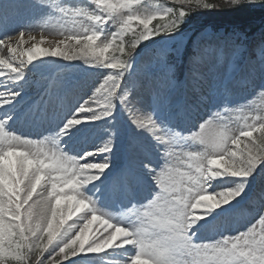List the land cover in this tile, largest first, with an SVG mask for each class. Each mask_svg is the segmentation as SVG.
I'll use <instances>...</instances> for the list:
<instances>
[{
  "label": "snow or ice",
  "instance_id": "obj_1",
  "mask_svg": "<svg viewBox=\"0 0 264 264\" xmlns=\"http://www.w3.org/2000/svg\"><path fill=\"white\" fill-rule=\"evenodd\" d=\"M176 3L178 14L174 8L163 10L171 17L168 24L150 27L154 16L141 19L129 15L121 29L111 34V39L103 28L116 7L109 0H91V9L56 5L65 16L72 14L93 22L95 27L90 35L73 34L69 39L79 43L83 38L85 48L97 53L95 64L88 60L84 63L106 71L91 94L70 115L62 117L63 123L40 139L23 137L10 128L15 116L13 109L26 83L27 67L23 61L17 65L8 59L14 51L11 42L15 37L0 38V52L7 50V56L0 55V109L3 110L0 112V264H73L74 258L81 254L101 253L114 247L135 250L130 264H264V199L252 209L250 222L237 234L205 243L196 242V233L191 231L203 215L210 214L197 213V209H216L243 197L252 180L264 172V118L257 117L253 124L241 128L239 135L229 134L218 108L194 123L190 121L187 131H178L158 120L155 107H138L134 94L125 90L142 42L172 36L194 11L264 5V0H176ZM133 20L143 30L126 46L118 38ZM25 34L21 31L19 36ZM96 41L99 43L93 48ZM17 43L24 41L19 39ZM113 45L122 56L126 53L127 58L109 56ZM261 52L264 55V44ZM47 54L59 55L57 51ZM33 59L29 53V62ZM64 59L72 57L66 52ZM167 71L174 69L169 67ZM43 96L48 100L44 101ZM43 96L38 103L45 106L50 102L57 106L59 102L62 109L65 104L62 98H53L49 90ZM117 108L128 116L137 131L151 136L159 146L162 160L159 168L144 165L156 187L151 197L142 204L133 203L119 218L97 207L99 187L94 188L92 195L85 191L110 167L114 147L111 134L78 156L64 151L61 143L82 123L106 119L110 123ZM257 132L259 136L250 141V146L245 145L247 152L241 151L237 159L229 141L238 145L241 137L251 138ZM192 144H198L200 150H191ZM97 156L103 159L97 160ZM225 177L231 178L229 187L213 188V181ZM41 181H45L43 192L47 198L42 197L39 210L34 211L35 204L30 200ZM65 208L67 213L63 211ZM76 213H81L79 219L84 223L69 238L60 229Z\"/></svg>",
  "mask_w": 264,
  "mask_h": 264
},
{
  "label": "rangeland",
  "instance_id": "obj_2",
  "mask_svg": "<svg viewBox=\"0 0 264 264\" xmlns=\"http://www.w3.org/2000/svg\"><path fill=\"white\" fill-rule=\"evenodd\" d=\"M137 1H141L142 5L133 8L132 6ZM109 2L116 5L111 10V17L108 18L107 24L103 26L110 39L113 32L121 29L123 22L129 15L141 19L154 16L159 22L154 26L150 25V27H156L170 22L165 17L168 14L163 11L164 9L171 8V5L179 7L176 0H109ZM90 4L91 0H3L2 2L0 0V5L4 9L8 8L13 11L11 13L12 18L23 19L26 16L28 19H34L35 15L40 14L41 22L44 20L52 21L57 29L61 31L59 34L48 36L50 40L60 41L59 44L55 43L54 45L55 51L59 55L53 58L56 66H58L56 68L60 69L48 79V82L53 84L54 91L51 96L57 99L62 98L65 104L62 109L56 110L57 107H61L59 102H57V106L51 102L49 106L38 103L23 119H26L25 127L28 128L29 132L34 133L41 128L43 133L45 129L42 128V123L45 124L48 130L58 128L63 123L62 117L67 116L83 99L91 94V90L106 71L99 67H88L84 63L85 60H88L95 64L97 53L85 48L86 41L83 38L80 39L78 49L71 46V44L77 43L76 40L69 39L73 34L87 33L90 35L95 27L93 22L72 14L65 16L55 7L59 5L61 8L67 7L69 9L77 7L91 9L92 5ZM246 6L264 12V5ZM142 30L143 26L137 20H133L129 22V26L124 33L128 34L129 39L132 41L139 36ZM17 32H19L18 29L14 30L13 36ZM41 33V31L33 32L32 35L37 38ZM188 37V35L184 36L182 34L168 37L159 36L154 41L142 42L143 44L135 56L133 74L129 78L128 86L125 89L134 94V98L138 102L137 106L142 108L155 107L157 109L156 117L163 125H166L163 119V106L166 104V100H163V98L168 97L171 93H179L178 97L184 94L188 103L182 113L187 115L188 124L190 121L194 123L208 112H215L219 108L229 129V134L235 133L237 135H239L241 128L253 124L257 117L264 118V87H262L264 86V59L261 58L256 61L247 59L239 64L236 57L245 50V44L241 42L239 34L231 32L228 35H223L220 32L215 33L206 30L196 41V48L199 49V59L193 62V71H190L187 79L179 86L171 81L165 63V56L172 54L174 57H179L189 41ZM98 43L99 41L94 42L93 48ZM40 47L46 48L44 45ZM65 47H67L66 50ZM66 52L72 59H64ZM108 55L122 59L115 45L109 50ZM45 83L46 80H43L42 85ZM71 85L76 89H80V97L71 88ZM186 94L189 96H186ZM189 97L196 99L198 103L192 102ZM45 108L51 112L45 116L39 115V112ZM225 109H227L226 112ZM170 118L168 125L175 123L176 126L173 127L176 130H188L187 126L183 125L184 121L175 122L173 117ZM123 130H125V133ZM110 134L115 145L121 148V152L126 150L124 154H120L121 160L126 158L130 167H132L131 161L138 167L135 171L137 178L128 180V177L131 176H129L126 167L122 174L118 176L114 174L112 189H110L109 184L112 178H110L109 183L104 184L103 189L100 188V183L109 178L118 167L116 163L110 161V167L95 182V185H88L85 191L88 195H92L94 188L99 187L100 192L96 193L98 197L97 207L102 211L111 213L113 217L119 218L120 214L130 208L133 203L139 205L151 197L156 187L144 165L149 164L153 168H159L162 160L156 142L146 132L137 131L128 116L119 108L114 112L111 122L105 123L95 137L94 135L90 137H94L95 141L100 144L108 139ZM34 135L27 133L26 137ZM258 136L259 133L257 132L253 134V137L245 138L237 145V148H243L245 149L243 151L247 152L245 145L250 146V141ZM75 140L79 141L80 139L76 138ZM231 145V141H229V147ZM191 150L199 151L200 146L192 144ZM252 151L255 153V149H252ZM10 159L15 160L14 157ZM237 159H240L239 155H237ZM140 180L141 190L138 191L136 186ZM44 185L45 181H41L37 185L36 192L33 193L30 200L31 204H35L34 211L39 210L42 204L41 198H47V193L43 192ZM214 185L215 189L230 186L229 183H222V186L221 184L217 186L216 182ZM245 196H250V203L239 208L234 214L228 212L224 219H219L216 223L207 226V231L197 242H212L220 239L223 235L237 234L238 230H243L245 224L250 222L249 213L254 207L259 206L262 199H264V172L258 173L257 178L252 180L243 197ZM100 197L103 199H100ZM230 203L222 206L229 207ZM63 211L67 213L68 209L65 208ZM79 217H76V214L72 216L70 222L68 221V225L66 227L63 225L60 232L69 238L74 235L84 223ZM73 224L76 225L75 228L71 227ZM112 249L118 250L119 247L109 248L101 253H88L89 256L82 254L79 261L73 262V264H127V262L130 264V258L135 254V250L130 247H124L123 252L119 251L117 253ZM125 252H128V254H125Z\"/></svg>",
  "mask_w": 264,
  "mask_h": 264
},
{
  "label": "bare ground",
  "instance_id": "obj_3",
  "mask_svg": "<svg viewBox=\"0 0 264 264\" xmlns=\"http://www.w3.org/2000/svg\"><path fill=\"white\" fill-rule=\"evenodd\" d=\"M11 11L8 8H0V38L9 36L14 30H17L19 32L24 31L26 34L21 38H15L13 39L12 47L14 49L13 53L11 54L9 58H11L14 62V64H19L21 61L24 62V65H30L32 67H39L43 61V57L45 58L46 56L48 57L47 53H50V50L45 49V48H37V44H43L45 46H51L52 49L51 51H55L54 45L59 44V40H50L48 36H53L54 34H59L61 31L57 29L56 25L52 21H47L44 20L41 22V15H35L34 19H28L26 16L23 19H16L12 18ZM45 22V23H44ZM8 24V25H5ZM41 31L42 33L39 35V37L36 39L32 33L33 32H39ZM17 32V34H19ZM31 36V38H29ZM19 39H23L24 43L23 44H18L17 41ZM5 43H8V41H5ZM78 44L79 43H73L71 44L72 47L78 49ZM29 45V46H28ZM31 47V49H30ZM67 47H65V50ZM25 50L24 52V57H20L18 54V51ZM29 53L34 57V59L29 62ZM0 55H5L7 56V50L3 49L2 52H0ZM75 57H80V56H75ZM26 75L28 73L26 72ZM29 82L32 80H37L39 77L37 73H30L29 74ZM39 80H37L36 84H39ZM11 87V85H9ZM34 88L35 85H34ZM30 88L29 85H23V90L21 96L17 99L15 107H14V112L15 116L14 119L10 122V128L12 131L16 132L17 134L26 137L27 136V128L25 127L26 125V118L27 114L31 111V109L34 106V102L39 99L41 96V93H45L46 90L42 92H36V89ZM71 88L78 93L79 97L81 95L80 89L74 88V86L71 85ZM75 96V95H73ZM165 98V97H164ZM163 98V100H164ZM175 102H179V98L175 99L174 101V96H171L168 105L174 104ZM3 110L0 109V112ZM71 112L68 114L70 115ZM165 114L163 115L164 119ZM109 122L107 119L106 120H101L97 122H85L82 123L81 125L77 126V128H74L71 130L70 134L66 137H64L61 141V143L65 146L64 151L68 152L70 155L78 156L81 153H83L86 150H91L95 148L98 145V142L95 141L94 137L97 135L98 131L103 127L105 123ZM165 122V119H164ZM22 123H24L22 125ZM17 125H19V128H17ZM42 128L45 129V131L42 133V129L39 128L36 130V132H30V134H35L32 137H27L31 139H40L42 136L51 134L54 132L56 129H49L46 128L45 124H41ZM173 127V125L171 126ZM26 128V129H24ZM91 135H94V137H90ZM79 138V141H76L75 139ZM237 147V145H231L230 148ZM117 152L112 153L110 156V159L112 161H115V155ZM97 160H101V156L96 157ZM41 189V187H39Z\"/></svg>",
  "mask_w": 264,
  "mask_h": 264
},
{
  "label": "trees",
  "instance_id": "obj_4",
  "mask_svg": "<svg viewBox=\"0 0 264 264\" xmlns=\"http://www.w3.org/2000/svg\"><path fill=\"white\" fill-rule=\"evenodd\" d=\"M187 11V9H185ZM264 13L261 10L251 9L246 5H241L237 8L221 9V10H197L192 12L180 26V30L192 24L195 27L201 25H211L213 27H222L224 25H241L253 39H260L264 42V32L259 33L256 28L257 22L261 21ZM260 30V29H259ZM256 36H253L256 34ZM126 54V53H125Z\"/></svg>",
  "mask_w": 264,
  "mask_h": 264
}]
</instances>
